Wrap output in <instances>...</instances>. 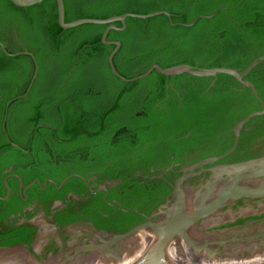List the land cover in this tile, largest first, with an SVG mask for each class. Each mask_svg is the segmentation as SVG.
Here are the masks:
<instances>
[{"label": "trees", "instance_id": "trees-1", "mask_svg": "<svg viewBox=\"0 0 264 264\" xmlns=\"http://www.w3.org/2000/svg\"><path fill=\"white\" fill-rule=\"evenodd\" d=\"M64 4L66 22L126 13L171 14L145 20L128 18L124 31L109 32L108 41L121 43L113 62L126 78L137 77L154 64L162 68L188 64L197 69L242 71L264 56V0H64ZM222 7L227 9L212 18L183 26ZM114 25L122 26L120 22ZM106 27L83 24L63 29L56 0H43L30 7L0 0V196L7 191L5 170L13 167L27 184L39 172L31 158L41 155L42 165L49 166L45 149L50 148L75 160L72 169L62 166V175L56 178L58 185L71 173L83 175L79 162L92 159L94 169L110 167L109 178L124 180V209L138 208L150 198H156L157 204L171 188L163 180L145 185L139 180L131 182L135 168L160 172L171 164H190L186 158L196 152L222 154L225 148L221 143L229 127L262 108L249 88L226 74L216 78L182 74L176 76L175 89L166 87V80L173 77L156 70L137 82L121 81L108 63L115 46L102 43ZM27 52L31 56L19 54ZM36 65V77L26 94ZM245 79L255 85L264 102V62ZM261 120L256 117L250 123ZM45 125L54 126L57 134L52 135ZM16 126L22 128V135L16 133ZM39 128V138L42 134L44 139L40 138L28 155L20 145L26 147L32 131ZM57 137L62 140L59 145ZM26 165L30 167L21 170ZM172 171L165 172L166 177H172ZM72 181L82 182L74 177L63 187ZM8 182L12 193L8 207L0 202V221L8 220L25 205L17 179ZM129 185H133L131 189ZM48 188L51 193L57 191L54 184ZM118 216L125 223L119 226L122 232L135 225L134 211ZM11 225L13 232L3 228L0 245L27 242L30 226Z\"/></svg>", "mask_w": 264, "mask_h": 264}, {"label": "flooded vegetation", "instance_id": "flooded-vegetation-1", "mask_svg": "<svg viewBox=\"0 0 264 264\" xmlns=\"http://www.w3.org/2000/svg\"><path fill=\"white\" fill-rule=\"evenodd\" d=\"M176 81V77L172 78V80L167 79V89L172 87L175 89L177 86ZM166 96L168 98L170 97V94H167ZM262 109L263 108L255 112L261 111ZM258 117H262V120L258 123H250L251 119L244 125L239 133L237 146L233 152L224 159L218 161L216 165L236 164L244 161L264 159V115ZM238 123L230 126L226 131V140L221 143L225 148L223 149L222 154L205 155L209 152H196L191 157L188 156V158H186L187 160H191L190 164L183 166L179 163L171 164L160 172H157L154 168H150L146 171H141L139 167L135 168V173L133 174L134 177L131 176V174L127 177L128 179L131 176V182L136 183L137 180H139L140 185H145V183L154 180H163L168 184V188H171L170 193L166 196L161 193L162 197L157 204H155L157 200L156 198H150L146 201L144 199L142 205L135 209H124L122 206L121 198L127 193L121 186L124 180L117 177L109 178L107 169L110 167H104V169L101 170L94 169L96 164L92 159L85 160L82 158L79 162L85 171L83 175L76 173L70 174V176L75 175L72 178L78 176L82 177L84 179L80 178L82 182L72 181L70 185L64 188L63 186L66 182L72 179L70 178L63 186H61V188H58L57 186L60 185H58L56 178L62 175V166L72 169L75 160L72 161L71 159L64 158L61 154L55 153L54 149H45V151L48 152L51 164H49V166L42 165L43 161L41 159L43 156L33 155L31 158L32 161L30 162L37 165L35 166L36 168L34 166L33 168L39 170V172L29 183L25 184L20 174L14 172L13 167L4 171V173L7 174L4 179L5 186L6 182L9 184V179H17V176L21 178L23 192L20 193V182L17 179L18 193L23 199L25 205L20 211L12 213L8 220L0 221V234L5 228L12 229L11 224L13 223H16L18 227H23L19 225L23 220L35 219L37 223L36 226H30L29 231L26 232L27 242H18L13 245L25 244L29 247L31 253L42 262L57 256L64 260L63 255L65 252H72L76 248L82 247L85 244L99 243L97 234L124 233L126 231L122 232L119 227L120 225L125 224L121 219H118V214L120 212L129 213L130 211L135 210V225L134 223L133 225L136 226L145 223L147 218L155 213L160 205L167 202V199L172 200L170 195L173 191V187L175 186L176 180L182 175L181 171L185 167H189L192 164L209 157L224 155L233 149L237 139L234 129ZM44 127H47V129L49 128L52 135L55 136L57 134L54 126L45 125ZM15 131L17 134H23V130L20 127L16 126ZM33 132L34 131H32L28 143H25L27 144L26 147L25 145H20L23 150L29 151L28 153L24 151L28 155L32 152V148L35 147L37 142L44 139L42 134L40 135L41 139L39 138L40 128L34 133ZM118 135L119 133L116 134V136ZM217 138L220 139L221 136H218ZM60 141L62 140H57V145L60 144ZM29 167L30 166L27 165L22 166L21 170H26ZM169 171H172V177L168 178L166 177L165 172ZM209 175V172H203L199 175L193 176L185 181L184 187H196L204 183ZM49 180H52L57 184V186L54 185L57 190L56 193H51L52 191L48 190L49 184H52ZM263 180V176L248 177L243 179L241 183L252 186L254 184L257 185L258 183L262 184ZM46 181H48L47 185L45 184ZM33 182L35 183L24 192V189ZM132 186L133 185H129L128 188L131 189ZM6 188L7 191L5 195L0 197L4 198L7 196L8 187L6 186ZM39 188L42 189V193L38 190ZM100 188H105L106 191H99ZM9 189L10 194L7 199H0V202H5L2 207H8L6 202L10 199L12 193L10 185ZM42 196L45 197L42 198ZM160 196L158 198H160ZM84 207L91 209L86 211L83 210ZM124 210H129V212H124ZM222 212H228L230 215L225 216V221L223 223L204 228L202 233L208 235L211 232H220L222 230H232V232L227 236H220L214 240L213 237H211L210 241H214L216 245L210 249V254H212L210 257L216 259L218 257L222 258L229 256L237 261H246L251 258H257L260 260L264 259V194L234 199L230 204L223 208ZM156 219L157 218H154L153 221ZM128 224L132 225V222H128L127 225ZM198 226L200 227V224ZM10 231L13 232L14 230L12 229ZM39 232L44 236L39 237ZM16 236L17 235H14V237ZM104 238L107 239V236ZM13 245H0V247ZM115 249L117 251L120 250V246L116 245ZM92 254H94V252H79L76 257L91 258ZM66 264L92 263H89V261L87 263V259H84L74 263L69 261Z\"/></svg>", "mask_w": 264, "mask_h": 264}, {"label": "water", "instance_id": "water-1", "mask_svg": "<svg viewBox=\"0 0 264 264\" xmlns=\"http://www.w3.org/2000/svg\"><path fill=\"white\" fill-rule=\"evenodd\" d=\"M10 1L19 7H30L41 3L43 0ZM56 2L58 6V22L63 29H71L83 24L107 25L102 35V43L104 45L115 46L108 57V63L112 73L121 81L126 83L137 82L146 78L155 70L167 78H174L182 74H189L196 77L216 78L218 74H226L236 79L244 88H249L263 109L249 114L236 125L234 133L237 139L231 151L221 156L206 158L189 167H185L181 171L182 175L176 180L175 186L173 187V191L170 195L172 200L167 199V202L160 205L157 211L147 218L145 223L133 226L124 233L97 234L99 243L85 244L82 247L76 248L72 252H65L63 255L64 260L57 256L41 262L31 253L29 247L25 244L0 247V264H66L69 261L74 263L89 258H77L76 256L79 252H94L92 255H100L104 259L105 264H117L127 258L129 259L126 261L128 264H175L170 260L169 249L172 246H177L180 249V241L183 239H186L187 243L192 247L197 256H200L203 251H206L208 256L212 255L210 254V249L216 245V243L210 241L211 237H213L214 240L220 236H227L232 230H222L220 232H211L208 235H204L198 231V225L207 219L211 220L210 226L221 224L225 221V216L230 215L228 212L223 213V208L230 204L234 199L264 194V180L262 184L258 183L257 185L254 184L252 186L241 183L243 179L248 177H264V159L244 161L236 164L216 165L218 161L224 159L233 152L237 146L239 133L244 125L248 123L249 120L264 115L263 100L259 97L255 85L251 81L245 79L253 69H255L261 62H264V56H260L253 60L242 71L225 67L197 69L188 64L162 68L160 65L154 64L145 73L138 75L137 77L126 78L117 71L113 62L114 56L121 47V43L119 41H108L107 37L109 32L111 30L124 31L127 27L126 20L128 18L145 20L160 15L171 17V14L166 11H157L149 14L126 13L108 19L82 18L72 22H66L64 0H56ZM223 9H227V7H222L209 15H200L191 23L183 24V26H194L197 20L201 18H212ZM115 22H120L122 26L120 28L115 26ZM2 48L4 49L3 46ZM19 54L31 56V53L29 52ZM36 74L37 65L26 94L32 87ZM214 84L215 82H213L211 86H214ZM3 128L4 131H6L5 125ZM11 144L17 146L13 142H11ZM25 152L28 153L29 151L26 150ZM203 172L210 173L208 179H206L204 183L196 187H184L185 181ZM73 176L75 175H71L62 180L60 186H57L52 180H49V182L58 188H61V186ZM80 178L83 179L82 177ZM17 179L20 182V193H22V180L18 176ZM47 182L48 181L45 182L46 185ZM34 183L35 182L26 187L24 192H26V190ZM6 186L8 187L7 196L4 198L0 197L1 200H6L10 194L9 184L7 182ZM99 191H106V189L100 188ZM124 212H129V210H124ZM154 218L157 219L153 221ZM36 224L35 219H32L23 220L19 225L36 226ZM143 235L145 237L144 240ZM38 236L43 237L44 235L39 232ZM105 236H107V239L104 238ZM135 242L139 244V249L136 254ZM116 245L120 246V250L117 251L115 249Z\"/></svg>", "mask_w": 264, "mask_h": 264}, {"label": "bare ground", "instance_id": "bare-ground-1", "mask_svg": "<svg viewBox=\"0 0 264 264\" xmlns=\"http://www.w3.org/2000/svg\"><path fill=\"white\" fill-rule=\"evenodd\" d=\"M211 225V220L207 219L204 220L202 223H200V227L198 226V231L202 233V230L204 228L210 227ZM142 238V237H141ZM139 238V239H141ZM145 239L143 235V240ZM139 243V242H138ZM139 244L135 242V254L139 249ZM180 249L177 246H172L169 249L170 252V260H172L175 264H220L224 262H230L233 264H264V259H257V258H251L246 261H237L233 257H218L216 259L211 258L210 256L207 255L206 251H203V253L200 256H197L194 253V250L192 247L187 243L186 239H183L180 241ZM137 257V256H136ZM135 257V258H136ZM100 260V262H99ZM125 260V259H124ZM122 260L121 262L117 264H128L126 261L129 259L127 258L125 261ZM92 263V264H105V261L100 255H92L91 258L87 259V263ZM96 262V263H94Z\"/></svg>", "mask_w": 264, "mask_h": 264}, {"label": "rangeland", "instance_id": "rangeland-1", "mask_svg": "<svg viewBox=\"0 0 264 264\" xmlns=\"http://www.w3.org/2000/svg\"><path fill=\"white\" fill-rule=\"evenodd\" d=\"M220 264H233V263H230V262H224V263H220Z\"/></svg>", "mask_w": 264, "mask_h": 264}]
</instances>
